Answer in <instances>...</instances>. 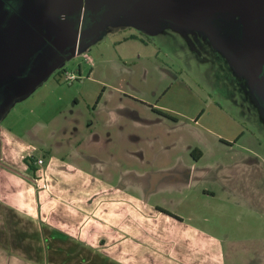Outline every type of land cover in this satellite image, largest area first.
Here are the masks:
<instances>
[{"label": "rangeland", "instance_id": "1", "mask_svg": "<svg viewBox=\"0 0 264 264\" xmlns=\"http://www.w3.org/2000/svg\"><path fill=\"white\" fill-rule=\"evenodd\" d=\"M263 15L264 0H0V245L34 255L2 264L48 263L51 221L120 263L179 264L158 207L225 241L197 237L190 259L264 261ZM51 36L57 63L24 77L5 59ZM105 216L138 240L112 241Z\"/></svg>", "mask_w": 264, "mask_h": 264}, {"label": "crops", "instance_id": "2", "mask_svg": "<svg viewBox=\"0 0 264 264\" xmlns=\"http://www.w3.org/2000/svg\"><path fill=\"white\" fill-rule=\"evenodd\" d=\"M51 39L52 40H50L47 44H42L38 42L35 45L36 48L34 50L23 52L22 57H19L21 55L19 51H14V50L10 51L6 54L5 59L7 60L10 58H13V60L15 61L14 68H16L19 71L20 75H23L24 77H28L32 75V69H35L39 64L42 67H47L49 65L57 63L56 58L58 56H61V54H70L67 49L66 50L62 49V51L56 52L55 49L52 46H50V45H53L56 47L57 45V42H55L56 37L51 36ZM10 40L11 42L13 41V39H10ZM97 111H100V104H99V108ZM46 125L50 127L51 121H46ZM27 131L28 133L26 135H31L32 139L35 141L39 140V137L37 136V134L33 133L34 129L30 130L29 128ZM73 133H76V131H73ZM81 143L82 142H80L79 144ZM202 158L203 156H201L199 160H194L195 163L193 166L195 167L196 165H198ZM41 165H44V162ZM172 175H174L172 178L176 177V180H171V181L177 183L178 186L180 187L190 186L191 182H193L194 180V178L184 180V175L182 173V170L180 172L178 171V173L176 174L172 173ZM27 191H31L30 196L33 197L34 202L32 200L31 201L35 203L37 201L36 182L32 180L30 184L28 185ZM214 195L215 194L213 193V197ZM18 196H21V195L18 194ZM24 196L26 198L25 194ZM99 198H100V202H102L101 204L102 207H104L107 199L106 198L101 199V195ZM108 202H114V200L109 199ZM117 203L120 204L121 200H117ZM34 209L36 211V205H34ZM167 211L171 212L170 210H167ZM171 213L179 217L181 220H177L174 217H171L165 214V216H167L168 219L170 218L172 221L177 222V223L176 225L171 226V228L166 229L165 234L168 233L170 234V237L172 236L173 238H170L163 243L161 241L162 243L161 245L166 246L169 252L171 251L173 252L174 250L178 251L179 264H211V261H209L208 258L202 259L199 263L198 261L194 259H190L191 253H193L192 249L190 248L194 244H196L197 237H200L207 241L214 240L220 243L225 242V241L217 237L214 232L208 231L206 230V228L205 229L202 228V226L199 223L194 222V220H192L191 218L187 219L186 216L184 215L182 216L178 212H171ZM111 217H114V216L110 215V218ZM103 219H104L103 231L108 232V233L106 232L105 233L103 232V233L106 234L108 237H111L112 241L115 239L116 235H122L124 236V239L128 238L129 241L133 240V236L137 239V237L133 235L131 232H129L128 234H126L127 232H123L122 234V232H119V229H116V228L110 229L111 224H110V220L108 219V217L105 216L103 217ZM88 220L91 221L90 218H88ZM50 223L51 225L50 224L40 225L41 230L45 234L46 239L44 241H48L50 244L49 249L47 250L49 261L46 264H123V263H120L119 260L108 258L104 254H102L100 252L101 251L100 249H97L96 247H94V244H93V247H91L89 245L90 241H88V239H84L85 237L82 234L83 232L78 233L81 231L80 227H76L75 229L70 228L65 233H62L61 231L57 229V225H59L58 222L51 221ZM108 224L110 228L108 227ZM138 230L144 232L146 235L147 233L148 234L152 233V231L150 233L149 232L150 230L144 227H140V229ZM129 234H131L132 236ZM100 244L102 246L107 245L104 241L100 242ZM207 249L208 247L203 246V251H205L207 255L206 257H208ZM30 257L33 258L34 255ZM8 258L11 261L17 262V263H19L20 261H24V260H28L29 262L33 263V259L27 257V254H24L21 251H15L10 248L8 250L4 248L3 245H0V264H2V261L4 259H5L4 261H7L6 259ZM124 264H127V263H124ZM250 264H255V263L252 262ZM260 264H264V261H260Z\"/></svg>", "mask_w": 264, "mask_h": 264}, {"label": "flooded vegetation", "instance_id": "3", "mask_svg": "<svg viewBox=\"0 0 264 264\" xmlns=\"http://www.w3.org/2000/svg\"><path fill=\"white\" fill-rule=\"evenodd\" d=\"M262 23H258L257 18H255V24L258 28V31L261 33V36L264 39V15L262 16ZM263 47H264V40H263ZM263 52H264V48H263ZM262 52V53H263ZM262 56V55H261ZM262 58V57H261ZM261 61V59H260ZM260 66H261V71L257 76V79L254 81V87H253V94L255 96V98L257 99V101L260 103V105L262 106V109L264 110V60L259 62ZM100 100V99H99ZM99 103V101L97 102V104ZM80 141L75 143V145H77L78 147L80 146ZM200 157L198 159L195 158V156H199ZM194 160H199L202 156V154L200 152H198L197 150L192 154ZM160 212L164 213L162 211V207H158L157 208ZM165 210V209H163ZM167 211V210H166ZM165 214V213H164ZM168 215V214H167ZM172 217V216H171ZM176 219V218H175Z\"/></svg>", "mask_w": 264, "mask_h": 264}, {"label": "trees", "instance_id": "4", "mask_svg": "<svg viewBox=\"0 0 264 264\" xmlns=\"http://www.w3.org/2000/svg\"><path fill=\"white\" fill-rule=\"evenodd\" d=\"M199 157H200V155L199 156H195L196 159H198ZM32 162H34V159H32V158L31 159H26V163L28 164V166L33 170V172H36L37 168L33 165ZM162 211L165 214H168L169 216H172V217L176 218L177 220H181L179 217H177L176 215L172 214L169 211H166V210H163V209H162Z\"/></svg>", "mask_w": 264, "mask_h": 264}, {"label": "built area", "instance_id": "5", "mask_svg": "<svg viewBox=\"0 0 264 264\" xmlns=\"http://www.w3.org/2000/svg\"><path fill=\"white\" fill-rule=\"evenodd\" d=\"M67 79L69 80V81H72V80H75L76 79V76L75 75H73V74H68L67 73ZM36 163V165L38 164V165H41L42 163H43V161L42 160H38L37 162H35Z\"/></svg>", "mask_w": 264, "mask_h": 264}]
</instances>
